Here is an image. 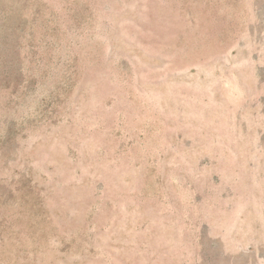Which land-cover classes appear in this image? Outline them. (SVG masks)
Here are the masks:
<instances>
[{"label": "rangeland", "instance_id": "1", "mask_svg": "<svg viewBox=\"0 0 264 264\" xmlns=\"http://www.w3.org/2000/svg\"><path fill=\"white\" fill-rule=\"evenodd\" d=\"M0 264H264V0H0Z\"/></svg>", "mask_w": 264, "mask_h": 264}]
</instances>
